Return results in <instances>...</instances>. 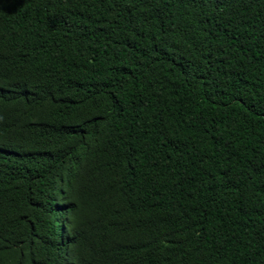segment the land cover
I'll list each match as a JSON object with an SVG mask.
<instances>
[{"label": "trees", "instance_id": "obj_1", "mask_svg": "<svg viewBox=\"0 0 264 264\" xmlns=\"http://www.w3.org/2000/svg\"><path fill=\"white\" fill-rule=\"evenodd\" d=\"M0 264H264V0H3Z\"/></svg>", "mask_w": 264, "mask_h": 264}, {"label": "snow or ice", "instance_id": "obj_2", "mask_svg": "<svg viewBox=\"0 0 264 264\" xmlns=\"http://www.w3.org/2000/svg\"><path fill=\"white\" fill-rule=\"evenodd\" d=\"M3 3V0H0V4H2Z\"/></svg>", "mask_w": 264, "mask_h": 264}]
</instances>
